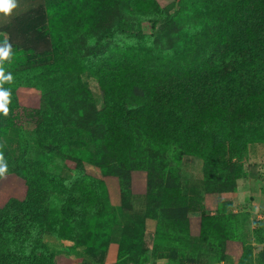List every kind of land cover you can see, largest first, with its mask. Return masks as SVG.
Returning a JSON list of instances; mask_svg holds the SVG:
<instances>
[{"label": "trees", "instance_id": "trees-1", "mask_svg": "<svg viewBox=\"0 0 264 264\" xmlns=\"http://www.w3.org/2000/svg\"><path fill=\"white\" fill-rule=\"evenodd\" d=\"M29 2L27 11L6 28L7 40L0 41V90L8 93L0 96V160L7 165L0 182L14 176L26 189L23 202L10 197L0 206V252L10 242L18 251L30 241L40 246L30 227L62 240L76 239L79 230L89 228L85 221L101 224L107 214L97 207L109 202L100 177L113 179L124 205L137 192L135 178L144 182V217L156 223L153 259L172 260L177 242L228 240V218L187 216L193 211L181 202L179 164L181 156L202 159L207 176L230 165L233 177L227 184L233 190L241 171L231 162L240 159L247 145L264 143V0H182L171 52L140 47L149 61L117 53L94 65L79 55L76 36L95 40L101 23L118 12L135 22L154 17L149 22L157 31V0ZM141 31L139 23L126 25L106 38L128 35L141 43L136 35L142 36ZM5 44L11 46L7 58ZM9 73L12 79L6 80ZM85 73L98 82L101 109L73 133L55 128V111H64L69 97L91 102V93L80 82ZM19 87L39 94L38 108L18 103L14 91ZM30 124L38 146L51 144L69 154L72 140L84 143L86 164L99 178L86 174L73 187L59 188L56 178L15 151L16 144L21 151L19 140ZM54 200L67 208L54 212ZM109 221L116 222L112 217ZM257 226L255 240L262 244L264 223ZM100 229L103 245L94 233L77 245L105 249L108 230ZM143 233L139 218L124 228L119 257L143 264L145 257L133 259ZM15 258L12 251L2 252L0 264H15Z\"/></svg>", "mask_w": 264, "mask_h": 264}, {"label": "rangeland", "instance_id": "rangeland-1", "mask_svg": "<svg viewBox=\"0 0 264 264\" xmlns=\"http://www.w3.org/2000/svg\"><path fill=\"white\" fill-rule=\"evenodd\" d=\"M18 8L10 18L0 16V41L7 40L6 28L12 24L16 17L27 11L29 0H17ZM161 6L160 15L153 21L158 22L156 29H151L150 17L142 20H132L120 12L114 13L105 22L101 23L99 32L94 35L95 40H88V35L78 34L76 36L77 45L80 47L79 55L84 58V62L89 65L98 63L105 55L110 56L117 53L119 57L124 55L138 58L146 62L149 61L147 52L140 50V47L153 51L171 52L174 49L176 40V27L181 18L182 0H157ZM141 25V33L137 35V41L128 35H117L114 39L106 38L108 32L126 25L133 27L134 24ZM98 33V34H97ZM140 37V39H139ZM81 84L91 93V102L83 103L81 98L69 97L66 100L64 111L56 110L59 120L54 126L64 131L73 133L75 127H81L87 118L98 112L102 107V93L98 82L90 77L88 73L80 76ZM18 103L24 107L39 106V94L36 91L25 87H19L14 91ZM30 124L20 137L21 151H18L16 144L15 151L32 161L38 163L41 169L51 177L59 181V188L69 189L75 182L83 178L86 174L99 178L97 171L91 169L86 164V147L80 141H71L69 154H62L55 151L54 146L46 144L36 145L35 132ZM231 164L240 168V177L235 181V188H229L227 181L232 180L230 165L228 169L216 172L207 176L204 172V162L202 159L189 156H181L179 164V187L181 202L193 212H188L189 219L204 217H214L217 214L223 218H228L227 224L229 234L228 240L224 243L216 241L191 240L189 243H179L174 245L173 259H153L150 257L152 250L156 223L145 218L146 200L143 195L144 182L140 178H135L133 191H137L131 196L127 205L121 203L122 198L119 188L113 183V179L100 177L106 185L108 203L106 207L99 206V213L106 210V218L101 220V224L85 221L87 224L83 230H79L76 239L71 236L59 240L54 234L40 232L36 227H30V235L33 239L41 240L40 246L24 245L18 251V245L12 242L6 243L0 253L12 251L21 256L20 261L14 260L15 264H25L24 261L35 260L37 264L40 258L41 264H133L126 256L119 257V243L124 228L132 227L138 218L143 220L144 233L139 251L134 256L135 261L145 257L143 264H239L240 261L246 264H264V243L260 244L255 240L254 233L258 229V223H264V143H252L247 145L239 160L232 161ZM25 186L14 176H8L0 182V206H4L6 198L18 199L23 202ZM54 212L62 208H67L65 203L57 200L52 202ZM122 206V208L120 207ZM107 217H109L107 219ZM110 217L116 222L112 223ZM197 224V223H195ZM108 230V240L102 248L90 251L85 246H78L79 241H85L89 235L94 233L101 244L106 240L100 229ZM197 226V225H196ZM195 226V227H196ZM59 230V226H55ZM78 241V242H77ZM39 264V263H38Z\"/></svg>", "mask_w": 264, "mask_h": 264}, {"label": "clouds", "instance_id": "clouds-1", "mask_svg": "<svg viewBox=\"0 0 264 264\" xmlns=\"http://www.w3.org/2000/svg\"><path fill=\"white\" fill-rule=\"evenodd\" d=\"M18 8L17 0H0V16L3 18H10L14 11ZM11 53V46L8 44L4 45L3 58H7ZM6 80H11V74H7ZM8 93L4 90H0V96H6ZM7 172V165L0 160V176Z\"/></svg>", "mask_w": 264, "mask_h": 264}]
</instances>
